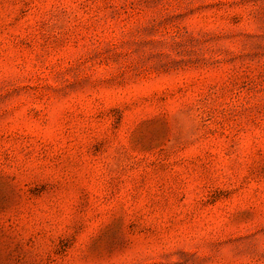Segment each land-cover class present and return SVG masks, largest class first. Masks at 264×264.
I'll return each instance as SVG.
<instances>
[{"label":"rangeland","instance_id":"rangeland-1","mask_svg":"<svg viewBox=\"0 0 264 264\" xmlns=\"http://www.w3.org/2000/svg\"><path fill=\"white\" fill-rule=\"evenodd\" d=\"M0 264H264V0H0Z\"/></svg>","mask_w":264,"mask_h":264}]
</instances>
